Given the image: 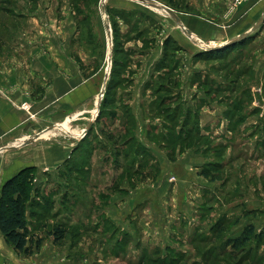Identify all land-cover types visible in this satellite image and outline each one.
Returning a JSON list of instances; mask_svg holds the SVG:
<instances>
[{
	"label": "rangeland",
	"instance_id": "obj_1",
	"mask_svg": "<svg viewBox=\"0 0 264 264\" xmlns=\"http://www.w3.org/2000/svg\"><path fill=\"white\" fill-rule=\"evenodd\" d=\"M148 1L171 14L135 0H0V59L24 69L36 55L66 60L86 80L68 111L37 110L26 128L69 153L34 166L26 219L40 244L17 258L264 264V19L214 56L207 51L224 45L203 36L207 25H227L245 0ZM64 121L75 135L56 128ZM14 151L0 149V167Z\"/></svg>",
	"mask_w": 264,
	"mask_h": 264
},
{
	"label": "crops",
	"instance_id": "obj_2",
	"mask_svg": "<svg viewBox=\"0 0 264 264\" xmlns=\"http://www.w3.org/2000/svg\"><path fill=\"white\" fill-rule=\"evenodd\" d=\"M263 8L264 0H245L240 4L236 13L231 15L233 19L231 22L227 25L210 23L211 26L207 25L209 32L204 33L203 36L212 39L217 45L229 43L248 33L256 23H260L262 18L259 15L262 14ZM187 29L191 31L193 28L188 27ZM192 33L195 35L194 32ZM198 39L203 38L198 36ZM35 58L37 59L30 61L32 65L29 63L26 65V69L14 59L9 62L7 59H0V139L4 136V139L10 141L8 145L0 146V149L15 150L2 155V161L8 163L0 167V174L3 173V177L11 176L16 170L25 166L57 165L68 157L69 147L67 145L39 142L35 139L36 137H31L35 132L30 133L26 128L33 121L37 110L45 113L52 104H55L59 105L61 110L68 111L70 94L78 95L81 92L80 86L86 80L78 73L72 75L74 71L69 70V63L66 60L53 64L41 55H36ZM34 84L36 85L33 88ZM36 101H38L37 107H35ZM23 104L28 106L27 111L18 108ZM64 131L70 133L69 130ZM19 143L21 145H17ZM2 238L0 236V260H3L2 257L7 252L13 263L30 264L26 258L23 260L14 256L13 248L5 247ZM52 248V250L56 249V247ZM50 249L51 247L47 248L48 254L41 253L40 255H44L45 259L48 255L53 256ZM12 255L15 260L11 258ZM0 264H4V261H0Z\"/></svg>",
	"mask_w": 264,
	"mask_h": 264
},
{
	"label": "trees",
	"instance_id": "obj_3",
	"mask_svg": "<svg viewBox=\"0 0 264 264\" xmlns=\"http://www.w3.org/2000/svg\"><path fill=\"white\" fill-rule=\"evenodd\" d=\"M164 41L166 42L167 38ZM235 43L209 50L207 54L216 56L233 47ZM34 170V166H25L7 178L0 187V233L5 243L17 254L31 255L40 244L39 238L34 241V235L26 219L27 203L30 201V193L33 189L31 174ZM54 233H56V236L54 235L56 241L64 237V232L59 226L55 228ZM153 260L156 262L160 259ZM158 263L165 264L166 261L162 260Z\"/></svg>",
	"mask_w": 264,
	"mask_h": 264
},
{
	"label": "bare ground",
	"instance_id": "obj_4",
	"mask_svg": "<svg viewBox=\"0 0 264 264\" xmlns=\"http://www.w3.org/2000/svg\"><path fill=\"white\" fill-rule=\"evenodd\" d=\"M102 1H104V2H106L107 0H102ZM155 3H157V2H155ZM161 4H159V3H157V6H153V5H145V6H147V7H149L150 9H153V10H155V11H158V12H160V11H163V13L165 12V10L164 9H162V8H164V6L163 5H161ZM159 6V7H158ZM166 7V6H165ZM104 12V11H103ZM107 24H108V21H107ZM108 26H109V24H108ZM107 32V31H106ZM106 34H108V41H109V47H110V45L112 44V35H111V32H110V34L107 32ZM191 35V38H193V40H196L197 42H199V44L201 45V46H203V45H205L203 42H201V40L200 39H198L193 33L192 34H190ZM222 45H224V44H222ZM108 55H109V52H108ZM107 78V77H106ZM103 87H105V83H103V84H101V89H100V92L102 91V89H103ZM100 95H101V93H99V97H100ZM97 107L95 108V112H94V114H96L97 112ZM56 128L59 130V131H63V130H69V127H68V125H67V123L66 122H61V123H59L57 126H56ZM57 131V130H56ZM55 133V131L54 130H51V129H49V130H47V131H44L43 132V134L42 135H48V134H54ZM71 133V132H70Z\"/></svg>",
	"mask_w": 264,
	"mask_h": 264
},
{
	"label": "water",
	"instance_id": "obj_5",
	"mask_svg": "<svg viewBox=\"0 0 264 264\" xmlns=\"http://www.w3.org/2000/svg\"><path fill=\"white\" fill-rule=\"evenodd\" d=\"M135 1H137V2H139V3H141V4H143V5H153V6H157V3H155V2H152V1H148V0H135ZM161 6V5H160ZM159 7V6H158ZM162 9H164L168 14H171V10L170 9H168L167 7H165L164 6V8H162ZM174 17H176V19L178 20V17L176 16V15H174ZM264 19V11H263V15H262V19L261 20H263ZM259 23H256L255 25H258ZM178 25H179V27H181L182 28V30L186 33V35H188V37H190L191 38V35L190 34H192L186 27H184V25L181 23V22H179V20H178ZM255 25L251 28V29H253L254 27H255ZM107 32L110 34V32H111V30H110V27H108L107 28ZM246 34H244V35H242V36H240L239 38H237V39H241L242 37H244ZM192 40H193V38H191ZM237 39H234V40H232V41H235V40H237ZM194 42H197L196 40H193ZM232 41H229V43L230 42H232ZM198 43V42H197ZM224 44H228V42H226V43H224ZM106 77H108V72L105 74V76H104V78H103V82H102V84L103 83H105V81H106ZM103 90H104V87H103V89H102V91L100 92L101 93V95H100V97H102V94H103ZM99 103V102H98Z\"/></svg>",
	"mask_w": 264,
	"mask_h": 264
},
{
	"label": "built area",
	"instance_id": "obj_6",
	"mask_svg": "<svg viewBox=\"0 0 264 264\" xmlns=\"http://www.w3.org/2000/svg\"><path fill=\"white\" fill-rule=\"evenodd\" d=\"M236 1H240V0H236Z\"/></svg>",
	"mask_w": 264,
	"mask_h": 264
}]
</instances>
